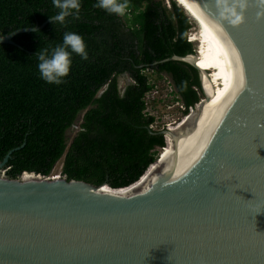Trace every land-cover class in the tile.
<instances>
[{"label":"water","instance_id":"obj_1","mask_svg":"<svg viewBox=\"0 0 264 264\" xmlns=\"http://www.w3.org/2000/svg\"><path fill=\"white\" fill-rule=\"evenodd\" d=\"M179 2L196 49L168 60L197 70L202 97L176 128L157 131L165 145L172 139L166 168L160 154L138 181L113 189L33 172L9 178V152L0 264H264V211L255 215L264 206V0Z\"/></svg>","mask_w":264,"mask_h":264},{"label":"trees","instance_id":"obj_2","mask_svg":"<svg viewBox=\"0 0 264 264\" xmlns=\"http://www.w3.org/2000/svg\"><path fill=\"white\" fill-rule=\"evenodd\" d=\"M95 3L82 0L79 18L62 26L46 22L58 11L52 0H0V35L45 22L15 35L14 45L0 44V161L10 152L9 178L23 172L48 177L62 159L67 180L127 187L170 145L150 128L154 117L145 112L144 98L152 85L145 71L169 76L183 115L202 95L197 70L168 60L196 49L188 40L192 20L175 0H130L122 17ZM65 31L84 38L89 58L74 55L66 83H45L35 54L61 42ZM124 75L130 82L120 89ZM81 113L67 144L66 132Z\"/></svg>","mask_w":264,"mask_h":264},{"label":"clouds","instance_id":"obj_3","mask_svg":"<svg viewBox=\"0 0 264 264\" xmlns=\"http://www.w3.org/2000/svg\"><path fill=\"white\" fill-rule=\"evenodd\" d=\"M52 4L58 9L57 13L49 16L53 24L59 22L64 26L68 22L66 18H79L82 0H52ZM129 5L130 0H96L94 7L122 17L129 11ZM240 7H244L243 3L240 4ZM233 14L235 15V12ZM240 19L239 15H235L233 23L239 22ZM74 55L79 56L82 60H87L89 58L87 44L79 33L65 31L61 42L40 47L35 54L39 78L48 84L66 83V78L72 69ZM262 211H264V206L257 207L255 215Z\"/></svg>","mask_w":264,"mask_h":264},{"label":"rangeland","instance_id":"obj_4","mask_svg":"<svg viewBox=\"0 0 264 264\" xmlns=\"http://www.w3.org/2000/svg\"><path fill=\"white\" fill-rule=\"evenodd\" d=\"M164 1L165 3L168 2V0ZM190 36H192V29L188 32V38H190ZM145 73L148 77L149 83L152 85V89L145 95L144 98L146 103L145 112L154 117V122L150 128L152 130L159 131L166 126H173L174 124L179 123L183 118V107L180 102L175 100L176 95L174 94V88L171 84L169 76L164 73L159 75L151 70H146ZM127 82H130V79L126 75L120 76L118 78L119 88L122 89L124 84ZM201 97L202 95L200 94L199 98ZM81 116L82 113L79 114V117L74 125L67 130V144H69L72 137L78 131ZM160 153L163 155L165 150L162 152L160 150L159 154ZM61 166L62 159L54 165L50 177H63L61 176Z\"/></svg>","mask_w":264,"mask_h":264},{"label":"bare ground","instance_id":"obj_5","mask_svg":"<svg viewBox=\"0 0 264 264\" xmlns=\"http://www.w3.org/2000/svg\"><path fill=\"white\" fill-rule=\"evenodd\" d=\"M177 2H179V0L177 1ZM179 4H180V2H179ZM189 40L191 41V42H193V39H192V36H190V38H189ZM195 62V61H194ZM203 101H200L198 104H197V110H196V112H195V114H194V118H193V121L201 114V112L204 110V108H205V106H203ZM169 128H171V129H174V128H176V126H175V124L173 125V126H168ZM181 139H182V137L181 138H179L178 140H177V142H176V144H175V147H176V149H177V147H178V145H179V143H180V141H181ZM165 140L167 141L168 140V143H170V145H169V148L168 149H165V148H163L162 150H161V152L162 151H164L165 150V153L162 155L161 153V157H162V159H161V161L163 160V162H165V167H164V169L166 168V166L168 165V163L170 162V160H171V158L173 157V155H174V153L175 152H173V144H172V139L169 137V136H166L165 137ZM159 154V155H160ZM155 168V165L154 166H151L148 170V172L146 173V175L143 177V179L142 180H144L146 177H148L149 176V174L151 173L152 174V170ZM164 169H163V171H164ZM29 175H24V177H28ZM54 177H58V176H54ZM104 190H106L107 191V189L106 188H104ZM118 192H123V191H121V190H118Z\"/></svg>","mask_w":264,"mask_h":264},{"label":"built area","instance_id":"obj_6","mask_svg":"<svg viewBox=\"0 0 264 264\" xmlns=\"http://www.w3.org/2000/svg\"><path fill=\"white\" fill-rule=\"evenodd\" d=\"M189 39V38H188ZM163 149V148H162Z\"/></svg>","mask_w":264,"mask_h":264}]
</instances>
